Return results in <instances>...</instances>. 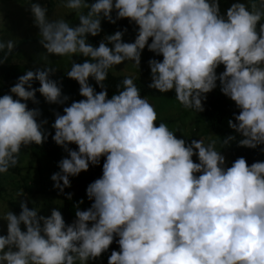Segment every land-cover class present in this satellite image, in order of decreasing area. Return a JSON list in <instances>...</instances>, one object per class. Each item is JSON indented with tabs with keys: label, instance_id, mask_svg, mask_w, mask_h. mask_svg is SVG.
Listing matches in <instances>:
<instances>
[{
	"label": "clouds",
	"instance_id": "9594fccd",
	"mask_svg": "<svg viewBox=\"0 0 264 264\" xmlns=\"http://www.w3.org/2000/svg\"><path fill=\"white\" fill-rule=\"evenodd\" d=\"M63 7L78 14V25L50 18L46 5H29L46 58H86L72 61L65 74L83 99L63 114L53 112L52 140L67 155L51 181L63 195L70 177L103 157L102 175L86 188L91 206L81 211L83 200L76 203L70 224L59 208L43 216L21 201L19 215L8 210L0 219L6 222L0 264H93L114 240L119 251L107 264H264V161L249 166L241 157L228 167L215 142L186 143L167 124L157 126V113L133 77L110 99L104 83L109 69L125 61L139 70L147 47L162 57L148 61L149 89L174 92L185 109L201 113L219 82L239 111L227 121L233 134L223 145L236 141L264 154V0L233 3L223 14L219 0H64ZM124 19L138 29L134 42H123V29L104 35L98 46L89 43L101 34L102 21ZM15 47L0 40V64ZM220 65L224 71L217 74ZM56 71L27 70L0 97V174L17 166L22 147L42 145L51 135L41 110L27 102L38 104V92L49 105L67 103L62 81L50 78Z\"/></svg>",
	"mask_w": 264,
	"mask_h": 264
},
{
	"label": "rangeland",
	"instance_id": "374dc122",
	"mask_svg": "<svg viewBox=\"0 0 264 264\" xmlns=\"http://www.w3.org/2000/svg\"><path fill=\"white\" fill-rule=\"evenodd\" d=\"M31 2L46 5L48 7L47 15L50 18L65 19L73 27L79 24L78 14L63 7L64 0H22L20 2L0 0V40H13L15 45L20 40H29L28 43L18 49L14 59L21 74L27 70L35 71L37 67H50L58 70L55 74L66 76L72 61L77 62L78 56L58 57L50 55L46 58L45 50L39 43L38 29L34 26L29 10ZM86 2L91 4L95 0H86ZM237 2H247V0H219L221 13H225L231 4ZM136 32L124 36L122 39L134 42ZM110 72L115 76L133 77L134 82L144 85L151 83L150 72L147 77L142 76L141 69L138 70L133 67L130 61L114 66ZM217 83L218 86L214 91L224 96L220 91L219 82ZM11 87L10 81L0 82V97L9 94ZM14 99L16 98L14 97ZM75 100L74 97L68 105ZM147 100L157 113V126L159 123L167 124L169 130L173 131L178 139H185L186 143H191L194 139L203 140L206 145L215 142L216 150L221 151V154L226 158V165L231 166L228 153L223 151L217 136L210 132L204 121L194 114L178 119L182 112V105L179 103L175 105L177 103L175 99L158 96ZM193 161L198 163L196 156H193ZM57 164L38 152H30L28 148L22 147L17 166L7 173L0 174V219L8 210L19 215L21 201L26 203L30 209H36L39 212L38 215L50 216L54 208L60 210L61 199L56 194L51 181V176L59 171ZM76 185L74 179L71 183V189L75 188ZM21 227L23 230V226ZM0 231L6 235V222L3 220H0ZM93 264H107V261L101 256Z\"/></svg>",
	"mask_w": 264,
	"mask_h": 264
},
{
	"label": "trees",
	"instance_id": "16d2710c",
	"mask_svg": "<svg viewBox=\"0 0 264 264\" xmlns=\"http://www.w3.org/2000/svg\"><path fill=\"white\" fill-rule=\"evenodd\" d=\"M17 2H20L22 0H15ZM115 14H113L114 16ZM264 22V21H262ZM102 32L97 37H90L89 43H91L94 46H98L100 40L103 38L104 35L107 34H114L118 30L127 29V32L124 36L131 35L138 29L136 28L134 23H130L127 19L120 20L116 24H109L107 21H102ZM123 36V37H124ZM28 39L20 40L17 44L15 49L13 50L12 54L9 56L8 61L0 64V82L3 81H10L12 87L18 80L21 74L19 72V66L14 62V59L16 57V54L18 53V49L23 46L24 44L28 43ZM126 43H130L131 41H124ZM149 43H151V40H149ZM3 54L0 53V58H2ZM86 58L79 57L77 59L76 63H83ZM150 59H157L162 60V57H157L153 53L149 52L147 50V47L142 51V58H141V74L144 77H147L149 75L150 69L148 68V61ZM217 73H221L224 71L223 65H220L217 68ZM53 80H61L62 81V95L68 96L69 100L65 105H49L44 101V98L37 92L36 99L39 101L38 104H32L30 101L28 103V107L31 108H39L42 112V116L40 117L41 120L46 119L48 121L47 125H45V128L51 133L49 135L46 142H44L42 145H29L27 148L30 152H38L42 155H44L47 158L52 159L55 163H59V161L62 158L66 157V153L64 152L63 148L57 146L53 140L52 136L55 134L54 130L51 128V125L55 121V117L53 115V112H59L60 114H63V107L70 106L68 105L69 101L75 97V101H79L83 99L79 95V85L76 81L70 80L67 78V76H59L57 74H54L50 77ZM125 77L122 76H115L110 72H108V78L104 82L107 89V95L110 99L113 94H116V86L120 84V82ZM89 84L95 88V91L99 93L101 89L99 86L96 85L95 81L91 78L89 79ZM136 86L141 91V97L146 99H151L152 97H158V96H166L167 99H175V93L174 92H168L166 94L159 93L157 91L149 89L147 86L148 84L144 85L138 82H135ZM34 88H39L40 85L38 82L33 83ZM176 101V100H175ZM177 102V101H176ZM175 105H178V102L175 103ZM181 106V105H179ZM204 111L201 113H197L190 109H185L182 106V112L178 119H181L183 117H187L190 114H194L198 118H200L202 121H204L210 130L211 133H213L215 136H217L218 141L222 144L223 151L228 153V156L230 158L231 164L235 162L238 158H245L248 165L251 166L252 163L256 161H264V154H261L260 148L256 149H248V148H242L238 147L236 144V141H233L230 146L223 145L222 140L223 138L232 135V130L228 127L227 121L229 119H232L233 115L239 114V111L236 109L234 103L222 96L220 93L215 92L214 90L207 94V99L203 104ZM239 139V137L237 138ZM217 141V142H218ZM69 148L73 150H78L77 146L75 144L69 145ZM104 158H101V163L98 166H90L89 170L87 172L80 173L77 177H70V183H73V180H76V187L71 189L65 188L64 194L61 195L58 193V191L55 190L58 197L61 199V207L60 211L62 213V216L65 220L66 224H70L75 219V208L73 207L76 203L83 200V204L80 205V210H86L91 206V201L87 199L86 196V188L87 186L93 182L94 180L98 179L102 175V164H103ZM68 193L72 194V199L68 200L66 199V196ZM0 235H5L0 231ZM112 251H119V247L117 243L113 242V244L110 246L109 250L102 254V257L108 262V258L111 255Z\"/></svg>",
	"mask_w": 264,
	"mask_h": 264
}]
</instances>
